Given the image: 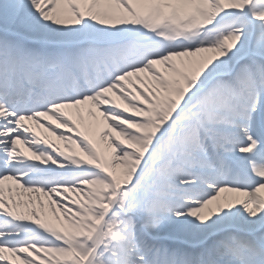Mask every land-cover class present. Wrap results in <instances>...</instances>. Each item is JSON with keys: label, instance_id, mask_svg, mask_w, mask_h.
Wrapping results in <instances>:
<instances>
[{"label": "snow or ice", "instance_id": "snow-or-ice-1", "mask_svg": "<svg viewBox=\"0 0 264 264\" xmlns=\"http://www.w3.org/2000/svg\"><path fill=\"white\" fill-rule=\"evenodd\" d=\"M0 264H264V0H0Z\"/></svg>", "mask_w": 264, "mask_h": 264}, {"label": "bare ground", "instance_id": "bare-ground-1", "mask_svg": "<svg viewBox=\"0 0 264 264\" xmlns=\"http://www.w3.org/2000/svg\"><path fill=\"white\" fill-rule=\"evenodd\" d=\"M52 139L54 140L55 138L53 137ZM56 143L59 144V146H60L62 149L64 148V145H63L61 142L56 141Z\"/></svg>", "mask_w": 264, "mask_h": 264}]
</instances>
